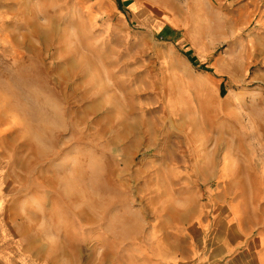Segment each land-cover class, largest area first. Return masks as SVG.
<instances>
[{"label":"rangeland","instance_id":"374dc122","mask_svg":"<svg viewBox=\"0 0 264 264\" xmlns=\"http://www.w3.org/2000/svg\"><path fill=\"white\" fill-rule=\"evenodd\" d=\"M155 2L0 0V240L27 264H264V0ZM201 204L237 216L180 221Z\"/></svg>","mask_w":264,"mask_h":264},{"label":"crops","instance_id":"0c3cea01","mask_svg":"<svg viewBox=\"0 0 264 264\" xmlns=\"http://www.w3.org/2000/svg\"><path fill=\"white\" fill-rule=\"evenodd\" d=\"M236 1H238V0H236ZM240 10L243 11V16L245 17V20H249V19L252 20L254 18V16L256 15L254 0H250V2L242 4V6L240 7ZM261 12H262L261 24L259 27L264 32V8H262L258 12V15ZM194 206H196V205H194ZM208 207L210 208L209 205L201 204L199 207L197 206L196 208H194L193 211H190L186 214L180 215L179 219L182 223L186 224L187 226L197 228L200 231H204L205 228H207V229L215 228V230L217 232L220 218L222 217V215L225 214V213L221 214L222 211L229 212L232 217H233V215L237 216L235 212L233 213L232 209L229 210L230 208L229 209L228 208H222L220 210V212H218L219 208H220V205H218L210 213L209 212L210 209L207 210ZM230 215L228 214V215H226V217L221 218V221H225L228 223V224L225 223L226 227H229V220L231 218ZM213 216H217V218L212 219ZM213 223H214V225H213ZM184 224H182V227L184 226ZM186 227L181 228V230L184 231ZM229 232L231 234V233H233V230L229 229ZM230 249L226 253H223V254L224 255H230L232 253ZM13 250H14L13 244H11V243L5 244L0 240V264H27V260L25 258H18L15 250L14 251ZM212 257H214V256H212ZM170 261H171V259H170ZM207 261L208 260L206 257L199 258L198 262L195 264H206ZM171 262L165 260L164 264H171Z\"/></svg>","mask_w":264,"mask_h":264},{"label":"bare ground","instance_id":"6f19581e","mask_svg":"<svg viewBox=\"0 0 264 264\" xmlns=\"http://www.w3.org/2000/svg\"><path fill=\"white\" fill-rule=\"evenodd\" d=\"M100 2V4H103L104 3V0H98ZM171 1V2H170ZM156 3H161L163 5H173V10H176L177 9V6L173 4L172 0H157ZM214 3H218L217 1H214ZM136 7V4H132L131 5V8H135ZM232 169V162L231 161H226L224 162V165H223V171L225 173H230ZM233 210V213L235 212V209H232ZM261 264H263V261L261 262Z\"/></svg>","mask_w":264,"mask_h":264}]
</instances>
